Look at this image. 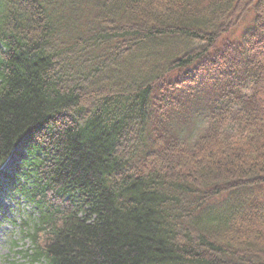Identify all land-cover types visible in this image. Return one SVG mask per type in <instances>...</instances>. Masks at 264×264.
Instances as JSON below:
<instances>
[{"label": "trees", "instance_id": "trees-1", "mask_svg": "<svg viewBox=\"0 0 264 264\" xmlns=\"http://www.w3.org/2000/svg\"><path fill=\"white\" fill-rule=\"evenodd\" d=\"M18 145L31 262L264 264V0H0Z\"/></svg>", "mask_w": 264, "mask_h": 264}, {"label": "rangeland", "instance_id": "rangeland-1", "mask_svg": "<svg viewBox=\"0 0 264 264\" xmlns=\"http://www.w3.org/2000/svg\"><path fill=\"white\" fill-rule=\"evenodd\" d=\"M194 118L189 117L186 123L190 132L186 134L188 131L186 127L182 132L189 147L197 141L198 134L206 126L205 120L199 116L195 118L198 123L196 128ZM19 153L26 154L21 145L15 149L12 159L5 166L8 172L15 174V181L9 183L10 179H3L0 176V264H45L44 262L31 263L30 259L24 257V252L32 246L31 241L25 237L28 230L24 223L27 222L25 224H28V229L32 231L39 215L28 199L17 192L16 187L27 183L26 178H21L15 171V167L22 164L21 157L17 155Z\"/></svg>", "mask_w": 264, "mask_h": 264}]
</instances>
